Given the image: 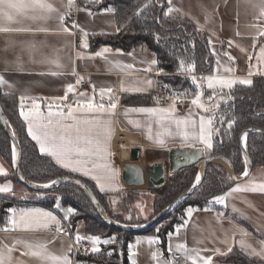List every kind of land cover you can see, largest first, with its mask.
I'll use <instances>...</instances> for the list:
<instances>
[{
  "label": "crops",
  "instance_id": "crops-1",
  "mask_svg": "<svg viewBox=\"0 0 264 264\" xmlns=\"http://www.w3.org/2000/svg\"><path fill=\"white\" fill-rule=\"evenodd\" d=\"M96 1L72 0L69 4V0H45L54 11L27 8L20 12L11 10V20L0 16V28L8 29L0 31V77L4 81L0 84V91L19 99L20 115L22 111L25 115L31 113L35 100L40 106L39 111L47 116L49 105L54 112L62 110L66 113L67 106L71 104L75 107L77 101L94 97L96 102H101V90L111 89V92H105L102 102L106 106L115 103L116 107L99 117L110 122L101 137L105 148L104 159L92 157L96 164L106 163L107 169L101 167L88 171L80 168L73 171L57 163L47 153L43 155L65 171L89 181L101 194H142L134 208L139 212L148 211L152 208L154 195L161 190L155 191L148 184L128 186L123 179V171L124 165L132 162L125 158L131 148H140V162L137 164L144 168L145 177L148 167L159 165L165 170L168 184L169 152L172 148H198L204 151L206 157H211L214 142L219 138L214 124H206L212 147L207 148L200 142L201 117L208 120L214 114L217 116L220 106L228 103L219 94L230 97V92L237 86L249 85L241 81L250 80L252 83L256 78H264V15L261 14L264 0H167L165 13L168 18L194 24L208 39L213 70L203 79L194 75L207 111L193 105L191 100L195 97L185 93H181V99L157 96L163 74L158 69L154 52L137 50L125 53L110 46L92 49V36L118 32L115 9L110 7L93 12L88 5ZM69 10L77 12L76 20L63 24L61 17ZM78 36H81V41ZM208 77L234 83L231 87L215 84L209 89ZM69 86H72V92H67ZM66 95L67 100L61 99ZM125 97H145L150 101L126 104L123 102ZM215 104L219 107L214 108ZM139 108L159 111L153 114L133 111ZM21 118L29 135V121L22 115ZM186 119L196 121L195 127L183 124L177 127L176 121ZM65 123L71 124L72 121ZM185 131L188 139L184 138ZM119 132L132 139L120 142ZM29 137L41 152L40 144L31 135ZM87 168L93 169V163H89ZM0 169L3 170L0 176H8L12 172L1 156ZM253 183H264V167L254 169L246 180L234 187L243 188ZM7 185L15 193L16 187L11 180L0 187ZM33 209L51 212L59 224H51L47 228L21 227V213ZM55 209L27 207L11 212L6 226L0 227V264H64L65 258L67 264H83L79 258L81 254L73 249L72 242H86L92 247L87 237L96 235L86 234L84 223L71 228L72 208L58 201ZM69 209L72 211L69 212ZM188 209H192L190 215ZM146 215L149 218L150 212L143 214L144 217ZM10 219L16 220L17 224L14 226ZM57 227L61 230L56 231ZM77 236L83 239L77 241ZM148 238L156 242L149 244ZM102 244L101 240L99 251ZM38 245H44L50 256L61 260L58 262L33 255L40 251ZM233 248H238L256 262L264 263V193L231 192L223 203L213 199L204 208L189 206L183 223L168 236L166 251L162 249L158 237L150 234L136 236L129 243L127 252L131 264H178L174 261L176 255L184 259V264H192V257L197 256L210 258L211 264H225L218 259L229 254ZM196 264H203V261L197 259Z\"/></svg>",
  "mask_w": 264,
  "mask_h": 264
},
{
  "label": "trees",
  "instance_id": "trees-1",
  "mask_svg": "<svg viewBox=\"0 0 264 264\" xmlns=\"http://www.w3.org/2000/svg\"><path fill=\"white\" fill-rule=\"evenodd\" d=\"M110 7L116 12L118 32L92 36V49L110 46L125 53L137 50L154 52L157 56L158 69L163 74L160 77V86L168 91L185 93L188 96L194 94L196 90L194 75L212 72L213 57L205 33L188 21L168 18L165 13L167 0H97L88 5L93 12ZM189 68L193 70L189 71ZM229 96L234 101L222 104L217 112L218 122L215 130L219 139L214 142L211 156L225 157L231 163L235 174L241 176L246 170L241 134L249 129L264 131V78H256L249 85L237 86ZM149 101L150 99L145 97L123 99L126 104H143ZM0 104L20 144L22 151L20 169L27 180L46 184L61 177L79 179L92 189L111 219L124 225L141 224L135 217L134 207L142 198V194L99 193L89 181L65 171L39 151L27 133L20 115L19 99L16 96L0 91ZM246 143L252 171L264 167V134L250 133ZM0 156L12 168L8 176H0V185L7 180L21 184L13 169L11 139L1 124ZM198 172L199 166H193L171 176L167 186L154 195L153 215L150 220L188 192ZM235 184L224 166L211 163L207 166L201 185L192 196L174 208L156 227L136 233L108 225L98 214L89 197L73 185L63 184L46 192L28 188L31 193L43 195L38 200H22L0 193V227H5L8 223L10 209L43 207L56 211V204L60 201L63 206L73 209L69 220L72 229L76 228L77 222L83 221L86 234L99 236L102 241L115 237L114 243H103L100 251L92 252L88 256L80 255L81 260L94 261L98 264H131L127 249L136 236L156 235L162 249L166 251L168 236L176 226L183 223L187 207L204 208L215 197L228 192ZM52 194L55 197H49ZM113 198L118 199L116 204H113L111 200ZM218 260L225 264H264L252 260L238 248H233L229 254Z\"/></svg>",
  "mask_w": 264,
  "mask_h": 264
},
{
  "label": "snow or ice",
  "instance_id": "snow-or-ice-1",
  "mask_svg": "<svg viewBox=\"0 0 264 264\" xmlns=\"http://www.w3.org/2000/svg\"><path fill=\"white\" fill-rule=\"evenodd\" d=\"M72 3V0H69V4ZM31 8L33 10L40 9L41 11H54L52 6L45 2V0H30V2L25 3L24 0H0V16L7 18L8 20L12 19L11 10H16L17 12L23 11L24 9ZM172 9H169L171 11ZM264 15V11L261 13ZM63 17H61V21ZM6 28H0V31H7ZM67 31V29H65ZM264 35V33H262ZM107 51V49H105ZM264 52V49H262ZM99 55V53H98ZM231 59V57H230ZM193 69L189 68V71ZM227 71V69H226ZM193 81L195 82V77H193ZM3 78L0 77V84H3ZM150 83V82H149ZM208 88L212 89L215 84H220L223 86L231 87L234 83L231 80H216L213 77L207 78ZM244 84H251L250 80L241 81ZM72 86H69L67 92H72ZM105 92H111V89L101 90V102H96L95 98L86 99L84 101H77L76 106L73 107L69 104L68 111L65 113L62 110L52 111L51 105H49V111L47 116H44L39 111V104L33 100V110L28 115L22 111L21 115L24 116L25 120L29 121L28 131L29 135L32 136L34 140H36L40 144L41 153H47L51 157H53L57 163L62 164L65 167L71 168L73 171L78 170L80 168H84L85 170L92 171L95 168H108V165L105 164H96L92 157H97L98 159H104L105 148L103 146V141L101 137L104 135V129L106 125L110 122L105 121L101 118L103 114L109 113L112 109H115L116 104L112 103L106 106L103 102V96ZM201 93L197 92L195 94V98L191 100V103L198 108H202L205 111L208 109L205 108L204 104L201 101ZM67 95L61 99L67 100ZM209 99H212L209 97ZM23 101V98H22ZM219 107V105H215ZM133 111L153 114L156 113L157 109L154 108H139L133 109ZM97 118H91V117ZM71 120V124H66L65 121ZM212 120H205L204 117H201L199 122L200 134L199 140L203 143L207 148L212 147L210 132L206 129V124L211 125ZM177 127L181 124L191 125L195 127L196 121L194 120H178L176 121ZM184 138L188 139L187 131L184 132ZM162 142V141H161ZM13 157L15 158V151H13ZM89 163H93V169H88L87 165ZM3 170L0 169V172ZM245 176L248 175L247 171L243 173ZM197 182H199L200 177H196ZM52 183H55L53 181ZM48 185H45L47 187ZM9 190L7 187H0V191ZM238 191H252V192H261L264 193V183L260 184H251L250 186L245 187H234L230 190L231 192ZM230 193H226L224 196L215 197V201L217 203H223L225 197ZM11 212H15V209H10ZM69 212L72 210L69 209ZM192 209H188L189 215L191 214ZM10 223L14 226L17 224V221L14 219H10ZM19 224L21 227L28 229L31 227H40L47 228L51 224H59L57 217L53 215L51 212H45L40 209H33L28 212H22L20 215ZM5 230H8L7 228ZM59 227L56 228V231H60ZM77 241L83 239L82 237L77 236ZM92 244V250L94 252L99 251V248L95 247V245L101 243V239L99 236H89L87 237ZM115 238L111 240H105L103 243H114ZM149 244L154 243L152 238H148ZM40 251L34 252L33 255L39 256L43 259H51L55 261H60L61 258L50 256L46 252V247L44 245H38ZM184 246H178V248ZM197 259L203 261V264H211V260L204 259L203 257H192V264H196ZM0 260H2V256H0ZM64 264H67L66 258L64 259Z\"/></svg>",
  "mask_w": 264,
  "mask_h": 264
},
{
  "label": "water",
  "instance_id": "water-1",
  "mask_svg": "<svg viewBox=\"0 0 264 264\" xmlns=\"http://www.w3.org/2000/svg\"><path fill=\"white\" fill-rule=\"evenodd\" d=\"M0 124L5 130V132L9 135L12 143V149L15 151V158L13 157V169L17 179L20 181L22 185L25 187L37 191V192H46L51 191L54 188L63 185L69 184L73 185L79 189H81L91 200L98 214L104 219V221L119 230L129 231V232H145L154 227H156L174 208L179 206L183 201L192 196V194L198 189L201 185L204 177L207 166L211 163H217L224 166L229 174L231 175L233 181L235 183L246 180L250 173L252 172V164L251 159L247 150V136L250 133H261L264 134V131L259 129H249L244 131L241 134V146L243 151V156L246 164V170L248 175L244 174L241 176H237L234 172V169L231 163L223 156H211L206 157L204 151L198 148H172L169 152V175L170 177L179 173L181 170L185 168H190L193 166H199L198 175L200 177L199 182L195 180L193 186L189 189L188 192L182 194L176 200H174L170 205H168L165 209H163L157 216H155L149 222L142 225H124L120 224L113 219H111L104 207L100 204L97 197L95 196L92 189L84 182L79 179L70 178V177H61L59 179L54 180L55 183L49 182L46 184H39L32 181L27 180L20 169V163L22 158V151L18 139L13 133L12 127L2 109L0 104ZM140 148L133 147L129 151L128 157L125 158L126 161H131L132 163H128L124 165L123 171V179L128 186H144L148 184L155 191H160L164 189L167 185V178L165 176V170L162 166L156 165L152 167H148L146 170L147 178L145 177L144 168L137 164L140 162ZM45 185H48L45 187Z\"/></svg>",
  "mask_w": 264,
  "mask_h": 264
},
{
  "label": "built area",
  "instance_id": "built-area-1",
  "mask_svg": "<svg viewBox=\"0 0 264 264\" xmlns=\"http://www.w3.org/2000/svg\"><path fill=\"white\" fill-rule=\"evenodd\" d=\"M77 17V12L75 10H69L67 11L64 16H63V20L61 21L63 24L69 23V22H73L76 20ZM79 41H81V36H78ZM205 76V74H199L198 77L202 78ZM81 85H85V83H82ZM203 84L201 83V86ZM220 96H222L224 99L227 100L228 103L233 102L234 100L230 97H228L226 94H219ZM218 95V96H219ZM157 96L160 98H171V99H181V93L179 92H174V91H168L166 88L164 87H160L158 92H157ZM72 247L73 249L83 255V256H88L90 254H92V247L86 243V242H72ZM174 261L178 264H184V259L180 256V255H176L174 257ZM83 264H98L97 262L94 261H89V260H84Z\"/></svg>",
  "mask_w": 264,
  "mask_h": 264
},
{
  "label": "rangeland",
  "instance_id": "rangeland-1",
  "mask_svg": "<svg viewBox=\"0 0 264 264\" xmlns=\"http://www.w3.org/2000/svg\"><path fill=\"white\" fill-rule=\"evenodd\" d=\"M195 84H196V90H195V92H194V94H192L191 95V97H195V94L197 93V92H202L201 91V88L199 87V85H198V82H195ZM202 94V93H201ZM201 101H202V103H203V100H202V95H201ZM218 102V101H217ZM205 105V104H204ZM215 105H217V104H215ZM214 105V108H216V106ZM206 106V105H205ZM207 107V106H206ZM218 117L214 114L213 116H211V119L213 120L212 121V125L214 124V129H215V125H216V123L218 122L217 119ZM220 122V121H219ZM220 124V123H219ZM218 135V134H217ZM219 136V135H218ZM258 171H256V173H257ZM13 182V181H12ZM14 183V182H13ZM14 185H15V189H16V191H15V193H12L13 191H11V186L10 185H7V186H4V187H7L9 190H6V191H1L2 192V194H4V195H9V196H14V197H16V198H18V199H22V200H38V199H41L42 197H43V195L42 194H34V193H31L29 190H28V188L27 187H25L24 185H22V184H16V183H14ZM49 197H55L53 194L50 196L49 195ZM112 200V202H113V204H116L117 202H118V199L117 198H113V199H111ZM145 212H150V217L148 218V216L146 215V217H144L143 216V214H145ZM152 215H153V211H152V208H149L148 209V211H146V209H145V211H143V212H139V211H136L135 210V217H136V219L139 221V222H141V224H136V225H142V224H145V223H147V222H149L150 221V218L152 217ZM178 218H180L179 216H178ZM153 219V218H152ZM151 219V220H152ZM80 223H84L83 221H79V222H77V224H76V227L80 224ZM169 223V222H168ZM113 238H115V237H113ZM89 242L91 243V245H92V248H93V244H92V242L89 240ZM95 247H97V248H99V244H97V245H95Z\"/></svg>",
  "mask_w": 264,
  "mask_h": 264
},
{
  "label": "bare ground",
  "instance_id": "bare-ground-1",
  "mask_svg": "<svg viewBox=\"0 0 264 264\" xmlns=\"http://www.w3.org/2000/svg\"><path fill=\"white\" fill-rule=\"evenodd\" d=\"M118 139L120 142H122L123 140H128V139H132V138L127 136V135H124L122 132H119Z\"/></svg>",
  "mask_w": 264,
  "mask_h": 264
}]
</instances>
